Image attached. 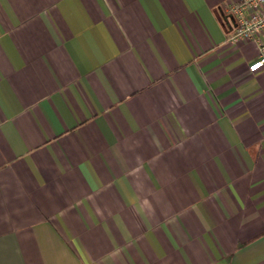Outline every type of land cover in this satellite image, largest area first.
<instances>
[{"label":"crops","instance_id":"0c3cea01","mask_svg":"<svg viewBox=\"0 0 264 264\" xmlns=\"http://www.w3.org/2000/svg\"><path fill=\"white\" fill-rule=\"evenodd\" d=\"M235 1L0 0V264H264Z\"/></svg>","mask_w":264,"mask_h":264},{"label":"built area","instance_id":"2783aa9c","mask_svg":"<svg viewBox=\"0 0 264 264\" xmlns=\"http://www.w3.org/2000/svg\"><path fill=\"white\" fill-rule=\"evenodd\" d=\"M231 15L226 23L230 29L226 41L236 45L241 41H253L258 50L257 58L252 61L248 69L256 71L264 67V0H236L227 5L222 11Z\"/></svg>","mask_w":264,"mask_h":264},{"label":"water","instance_id":"95a60500","mask_svg":"<svg viewBox=\"0 0 264 264\" xmlns=\"http://www.w3.org/2000/svg\"><path fill=\"white\" fill-rule=\"evenodd\" d=\"M221 16H222V19H223L226 23L229 22V21H228V17L230 18L231 21H233V17H232L231 15H226V14H224L222 11H221Z\"/></svg>","mask_w":264,"mask_h":264}]
</instances>
